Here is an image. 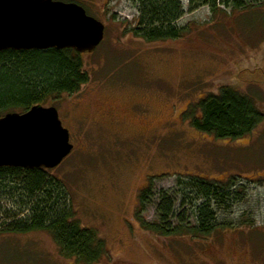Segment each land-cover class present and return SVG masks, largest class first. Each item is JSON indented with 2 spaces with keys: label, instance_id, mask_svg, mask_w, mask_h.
Instances as JSON below:
<instances>
[{
  "label": "rangeland",
  "instance_id": "rangeland-1",
  "mask_svg": "<svg viewBox=\"0 0 264 264\" xmlns=\"http://www.w3.org/2000/svg\"><path fill=\"white\" fill-rule=\"evenodd\" d=\"M56 1H79L106 26L103 43L83 56L89 82L44 106L55 107L70 132L74 150L50 174L66 187L75 219L106 242L108 254L97 264H264V122L248 136L220 140L185 118L223 87L264 114V1L250 0L246 11L219 6L214 14L207 6L189 13L190 0H181L186 14L177 25L187 33L157 43L130 33L138 17L131 0ZM190 177H235L244 185L240 201L220 217L229 227L206 240L145 230L136 216L150 186L156 197L142 219L159 223V194L166 192L176 203L175 224L184 211L195 224L182 206ZM6 219L0 210V264H82L65 257L48 232L5 233Z\"/></svg>",
  "mask_w": 264,
  "mask_h": 264
},
{
  "label": "trees",
  "instance_id": "trees-1",
  "mask_svg": "<svg viewBox=\"0 0 264 264\" xmlns=\"http://www.w3.org/2000/svg\"><path fill=\"white\" fill-rule=\"evenodd\" d=\"M131 2L138 8L136 26L130 31L136 38L148 43L178 41L187 33L186 27L177 25L186 14L181 0ZM66 3L80 5L79 1ZM205 6L215 14L219 6L246 11L251 3L250 0H190L189 13ZM83 62V55L73 50L0 52V119L9 113L23 114L35 106L44 107L63 95L79 93L89 82ZM185 118L198 131L220 140L248 136L264 122V114L256 103L232 87H223L218 95H209L187 111ZM186 179L182 206L190 207L195 224L189 225L186 211L178 216L180 223L175 224L176 203L166 192L159 194V223L142 219L140 214L145 206L156 197L150 186L140 194L136 216L145 230L166 238L206 240L229 227L220 217L231 212L240 201L244 185L235 177L226 182ZM0 210L8 218L4 223L5 233L48 232L65 257L82 264H97L108 254L106 242L75 219L66 187L48 170L0 168Z\"/></svg>",
  "mask_w": 264,
  "mask_h": 264
},
{
  "label": "water",
  "instance_id": "water-1",
  "mask_svg": "<svg viewBox=\"0 0 264 264\" xmlns=\"http://www.w3.org/2000/svg\"><path fill=\"white\" fill-rule=\"evenodd\" d=\"M106 26L76 3L0 0V52L73 50L93 54ZM74 150L55 107H33L0 119V168L54 170Z\"/></svg>",
  "mask_w": 264,
  "mask_h": 264
}]
</instances>
